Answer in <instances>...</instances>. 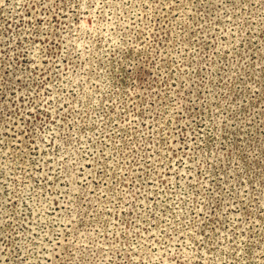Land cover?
Returning a JSON list of instances; mask_svg holds the SVG:
<instances>
[{
	"label": "rangeland",
	"instance_id": "obj_1",
	"mask_svg": "<svg viewBox=\"0 0 264 264\" xmlns=\"http://www.w3.org/2000/svg\"><path fill=\"white\" fill-rule=\"evenodd\" d=\"M0 264H264V0H0Z\"/></svg>",
	"mask_w": 264,
	"mask_h": 264
}]
</instances>
